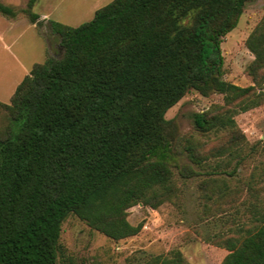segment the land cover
I'll return each instance as SVG.
<instances>
[{"label": "trees", "instance_id": "obj_1", "mask_svg": "<svg viewBox=\"0 0 264 264\" xmlns=\"http://www.w3.org/2000/svg\"><path fill=\"white\" fill-rule=\"evenodd\" d=\"M38 1L26 9L32 24ZM255 1L113 0L79 26L50 21L63 56L35 64L0 102V264H74L61 244L70 215L117 243L139 235L128 210L178 199L176 172L201 177L207 213L237 202L242 188L215 176L234 178L264 152L236 121L264 105V16L246 40L252 85L224 79L222 42ZM0 14L18 16L1 2ZM191 91L223 95L193 118L195 134L221 140L207 152L166 118ZM249 211L251 226L216 237L229 252L221 264H264V205ZM125 264L191 263L173 250Z\"/></svg>", "mask_w": 264, "mask_h": 264}, {"label": "rangeland", "instance_id": "obj_2", "mask_svg": "<svg viewBox=\"0 0 264 264\" xmlns=\"http://www.w3.org/2000/svg\"><path fill=\"white\" fill-rule=\"evenodd\" d=\"M111 1L39 0L33 12L40 16V23L32 24L26 13L29 0H0L18 12L14 19L0 14V102L10 103L16 87L35 64L63 56L61 38L52 31L50 21L79 26ZM263 16L264 0L248 3L238 26L224 38L222 55L226 81L242 87L253 84L247 67L254 55L247 49L246 40ZM216 105H224L223 95L204 97L191 91L167 112L166 118L177 119L182 134L194 135L199 142H204V152H207L221 140L195 134L193 118L196 113ZM236 121L250 143L264 141V105L238 114ZM235 165L236 161L225 171L233 170ZM215 177L230 180L233 188H242L235 204L223 205L213 214L205 212V203L212 202L206 201L198 187L201 177L184 180L176 172L182 189L178 199L157 210L141 204L128 210L131 224H144L139 235L117 243L70 215L62 226L61 244L73 257L74 264H125L130 257L142 261L173 250L182 251L191 264H221L229 252L214 244L216 237L232 234L230 230L241 226H251L250 206L253 203L264 205V152L242 164L234 178L225 172Z\"/></svg>", "mask_w": 264, "mask_h": 264}]
</instances>
